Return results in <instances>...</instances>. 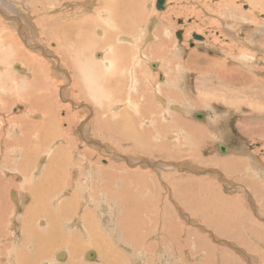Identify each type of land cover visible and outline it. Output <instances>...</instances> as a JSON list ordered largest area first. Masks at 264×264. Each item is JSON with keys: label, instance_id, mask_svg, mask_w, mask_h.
<instances>
[{"label": "rangeland", "instance_id": "374dc122", "mask_svg": "<svg viewBox=\"0 0 264 264\" xmlns=\"http://www.w3.org/2000/svg\"><path fill=\"white\" fill-rule=\"evenodd\" d=\"M98 1L99 0H88V1L87 0H65V1L64 0H13L12 3L15 5L14 7L11 8L7 6V4L5 3L3 4V2L0 0V10H1L0 22L5 23L9 28V30L7 31L4 29L1 30V26H0V35L2 33L5 34L6 32V34L12 38L11 31L13 33L14 32L17 33L18 37H21V35H26V43L24 42V45L26 46L28 52H32V53H37L38 51L41 53L43 52L42 53L43 57L40 54L38 56L41 59L43 58L42 60L44 64H48L47 68L46 66H43V68H46V73H43L34 79L26 72L27 70L25 63L21 60H16V57L14 58V55L10 54V52L8 51V46H3L1 44L0 62L2 60L3 64L0 63V83L2 82L5 85L4 88L5 94L11 93V84L12 85L14 84L13 89L16 92V90L20 88L23 90L26 89L27 82H30L32 85L31 87L35 86L36 88L33 89V93L35 94L34 97L36 99L35 103L36 102L39 103L40 95L45 93L47 94L46 100L48 98V93H49V95H51V97L54 99V101L51 103L53 104L54 102H56L54 103L55 107H52L49 111L46 110L47 115H45L44 117L43 113H45V110H43L42 108L39 109L41 110V112L39 111L40 113L38 111H34V107L31 105L29 106L28 105L29 103L26 104V102L22 98L21 100L18 97H16V99L12 98L13 102L5 103L4 101L5 99L3 98L4 96L2 94V88L0 87V119L2 118L0 120V193L1 195L3 194V196H5L3 204H4L5 213L7 215L6 217L7 221H5L2 227L0 228V231L4 233L2 238L0 237V243H1L0 246L1 245L2 246L4 245L6 247L11 246L12 249L15 247L13 249L14 252H16V250H19L21 246H23L22 248L25 247L29 248L31 246V244H26V246L23 245L24 241L27 240L25 236H27L28 233L27 232L23 233L20 220L23 217V215H25L24 209L26 208L27 204L29 205V200L31 198V195L33 194L35 195V192L33 190L32 193L29 194L30 192L26 188L24 187L22 188V186L25 183L27 184L29 181V179L28 180L24 179L26 175L25 174L26 170L23 167H21L22 164L20 163L22 161H23V165L26 163L23 157V155L25 154L24 152L26 151H24L25 150L24 147L16 146L15 144V142L18 141L19 137L21 136V133H23L20 127L17 126L18 120L23 115V117H26L27 124H31V123L37 124L38 121L41 118H43V127L40 129L41 130L40 134L33 133L29 135L28 138H30L31 141L27 140V142L29 144L31 143L30 145L32 144L36 145L37 141L40 139L37 145L40 144L45 145L43 146L44 152L40 150L38 151V153H35L33 156L36 157L37 154H41L40 156L41 158L38 157V160L40 164L43 165L44 167H47L49 164L52 163L51 161L53 157L50 156V151L53 150L55 151L56 149L58 150V148L64 149V145H66L65 149L66 150L68 149V153L70 155L72 153L77 154L76 151H79L80 153H84L83 157H85L87 152L89 155H91L90 159L94 163L97 162L101 164L100 166L102 167L106 165V167L109 170L119 169L120 171V170H124V168L127 169L126 167L128 168L130 167V169H137V167L139 166L138 170H140L141 172L151 173L152 170L154 169H152L153 167L151 166L152 164L150 162H159L161 163V165L159 164L161 167L158 166L159 168L157 167L155 173H157V175L159 176V180L157 181V183L161 185L163 184L162 187H163L164 195H167L169 198V193H171V191L173 190L171 189L173 185L177 188L178 191H180L179 196L168 201L169 207H171L169 211L177 220H179V225H182V227H185L186 225H188V227L194 225L197 226V228L191 227L192 231L193 230L198 231L197 233L200 234L199 239H201L202 241H207L212 245L215 244L216 246L214 245L215 247L214 246L213 247L216 250H218L219 248L220 257L222 252L227 255H231L232 257H235L236 260L240 258L241 255H243L244 260L247 261L248 264H264V243H263L264 242V141L260 129V128L263 129L264 125L259 126L260 128H257V126H255L256 128L255 129L253 125H251L246 121L245 118L249 113L250 114L254 113L256 115H259L260 117L264 116V91H263L264 89V0H259L258 2L260 4L258 3L257 7L251 5V0H234L233 4L235 5V7H233V9H229V6L226 5V2L228 0H167L166 8L163 10H159L157 8L158 0H132V2L130 0L131 5H129V9H135L142 12L141 15L139 16L140 22L142 24L140 23L136 29L133 27L131 29L132 32L130 31L131 34L129 33L130 34L129 36L123 35V33H121L119 27H117L118 25L116 22V18H119L120 19L119 21L122 20L120 17L121 12H119L120 8H122L121 5H123L122 0H112V1L101 0L99 2ZM113 1L115 4L114 6L112 3ZM125 1L127 4V0H124V2ZM57 2L59 4H57ZM45 3H47L46 4L47 6L45 5ZM93 5L95 6V8ZM101 6H103L104 9ZM3 7L6 12H4ZM19 7L23 8L26 14L29 13L30 14L29 16L33 14V10H36L37 8L44 9L45 7L44 10H47L45 11V13L51 12V15H53V17H56L57 15L60 14H65L70 18V20H73V16L76 13L78 14V18L79 15L83 17V22H85L83 25L89 26L90 28H87V31H90L91 29V33H93V35H95L96 37L94 40L91 41V43L84 46L83 47L84 49L83 48L80 49V54L75 55L77 56V58L75 59V61H73L77 63V67L75 68L77 69L80 67L85 68V73L83 74V79H82L84 88L75 87L73 85V81L71 79L73 78V75H71L72 72L70 70V66L66 67L63 65V63L59 65L58 58L60 59L62 58L60 57L61 54L57 53L58 54L57 55L54 52L55 51L54 48L57 47L56 45L57 40L48 39L45 40L46 43L44 40L41 42H37L38 34L36 33L37 31H35L36 29L32 24L27 25L29 26V28L26 27L28 28L27 31L26 29L22 30V28L21 30L18 28H16L15 30L14 26L18 27L24 23V17L21 15V13L18 16V13L20 11ZM88 7H90V9ZM112 9L114 10L112 11ZM234 9L237 11H234ZM96 11H98L97 14ZM102 12L105 14H103ZM15 14H17V16ZM97 15L104 18L106 17L107 23L104 24L102 18ZM243 15H245V17ZM15 17H20L22 19L21 25L19 21L15 20ZM74 19H76V17ZM100 19L102 22L99 21ZM179 20H182V22H180ZM133 22L134 21L131 19L125 20V24L128 23L130 25H133ZM83 25L79 27L81 28V30L85 29ZM160 25L167 27L166 30L170 28H174L172 32L170 29L169 33L164 32V34L167 39H170V41L174 39L173 41L176 42L178 45L176 47L169 41V44H167L169 47H167L166 45L165 47L167 49L165 48L163 49L168 55L164 57V59L162 58L163 60L162 59L154 60L150 58L149 52L146 53L147 51L146 49H148L151 44L157 41L158 38L156 34L157 31L156 29H159ZM97 27H99V29L101 30L98 31L99 29L97 30ZM178 31L183 32L182 39H179L178 36L175 35L176 32ZM98 32L100 33V35ZM196 33L202 35L204 39L203 40L195 39L193 36ZM110 35L113 36V39L109 41L108 39ZM120 35L127 36L128 39H126L125 41H121L119 40ZM113 44L116 45V47L113 46ZM39 45L41 46L38 47ZM111 46H113V48L115 47L114 48L115 52L114 51L112 52V50H110L109 47ZM10 47L13 48V46ZM126 47H129L131 51H129V53L126 54L129 55L128 58L124 59L123 58L124 55H121L120 51L121 49H126ZM140 53L142 54L145 53L146 54L145 57L148 59L144 58ZM243 53L245 54L246 57L244 56ZM108 57H110V59ZM105 58L109 59V60L107 59L106 63H104ZM138 58H140L141 61H138ZM150 59L157 63L155 67H151V65L148 66L147 61L148 60L151 61ZM218 63L220 66L221 65L223 66L224 64L229 69L232 70H238L240 67H242L246 72H249L248 65L253 64L254 66H256L258 69L255 68L254 70H252V73H255L256 71L258 72L256 73V76L248 75L250 79L254 78L253 84L256 83L254 86V90L257 91L256 92L254 91V97L252 93L251 96L245 92H243V94H245L244 97L240 96V94L238 93H240L243 89L241 90L239 84L230 86L226 82H224L221 78L220 79L222 83H220L219 77L217 76L218 77L217 78L215 75L217 74L216 71L219 65L216 64ZM40 65L42 66V63H40ZM125 65L127 66L125 67ZM17 66L21 67V69L20 68L17 69ZM60 67L63 69H60ZM116 68H118L119 70H117ZM121 68L122 69L124 68L123 71L125 72H123ZM128 68L129 71L126 70ZM213 69H215L216 71L215 70L213 71ZM205 70H209V72ZM138 71L142 72L141 77H138ZM212 71L215 72V74ZM146 73H151L152 77L148 75L144 76V74ZM10 74L11 76H9ZM208 74L210 75V77L208 76ZM257 76L258 77L261 76L260 77L261 79H259ZM126 77L128 78V80L126 79ZM52 78L53 80H51ZM8 79L10 80L8 81ZM3 80L6 81L5 82L6 84L8 82L10 84L8 83L6 85ZM46 80L48 81V85L46 84L47 82ZM111 80L122 83L123 89L120 88V90H118V93H116L117 92L116 89L118 88L114 87L115 89H111V85L109 84V81ZM12 81L13 82L17 81V82L13 83ZM54 81L57 82L54 84L53 83ZM158 83L160 86L158 85ZM161 86H165V87H161ZM251 86L252 85H247V86L245 85V87H249V88H251ZM31 87L28 86V88ZM158 88L160 89V91L157 90ZM164 89H166L168 92L165 91ZM221 89H223L224 91ZM231 89H236L237 92H235V94H237L236 96L239 95L238 97L235 96L237 101L236 99L230 98L231 96L230 93H228L227 95V100L224 99L226 97L225 95H223L224 93L226 94L225 90L229 92L231 91ZM142 91L144 92V95ZM81 94L83 95L81 96ZM157 96L159 99L157 98ZM115 98L116 100H114ZM200 98L203 99L205 103H201L200 105L199 104L195 105L193 103V100L195 99L197 100ZM228 98L230 100H228ZM116 102L118 104H116ZM139 104L141 106H139ZM92 106L95 107L93 108ZM179 107H182L183 110H181V108L179 109ZM125 109L131 111V114L134 113L135 115H139V113L140 114L143 113L144 120L140 121L141 128H142V124L146 121H148L147 124H150L149 122L151 116H156V115L159 116L161 120L165 122V123L162 122V124H164L165 126H169L167 129L165 127L157 128L160 134L162 135V137L164 138V142L166 143L167 146L161 142L162 148L161 149L158 148L157 150V148H154V145L150 143L151 140L153 139V136H151L149 139H147L144 142V147L151 146L152 148V151L150 152V154H148L149 152L148 153L140 152L136 150L137 148L134 149L127 140L123 139L120 135L115 134L114 131L117 129V126L126 123ZM201 111L206 114L204 115L203 118L201 119L197 118L196 114L194 116V113ZM169 112L173 115V117L169 114ZM107 115H109L111 121H107ZM181 117L187 119L188 120L187 122L193 124L195 126V130L197 129V127H199L198 131L203 132V137L197 135L193 130L190 131L188 129H185V127L179 125L178 122L181 120ZM206 117L210 119L212 118V120H216L217 124L219 125L218 126L219 128L222 127L226 129L223 133L221 132L222 137L226 139L225 142L228 141L230 145L237 144V146L241 145L243 146V148L245 147L244 149L246 150L244 152L246 153L243 152L239 156L243 161L241 164H237L238 166L236 165L235 169L234 167H232L231 170H226L223 167L218 166V161H217L218 158L221 157V155L228 154L229 151L222 152L220 150L219 144L223 142L219 141L220 136H218L214 132L211 133V131L208 130V128L210 129L209 127L210 122H208L209 119H207ZM205 118L207 119V121ZM244 120L247 125H244L245 124ZM237 124H240V128H238ZM112 125L115 126V128L112 127ZM152 128L154 129L153 126ZM252 130H258L259 132L256 134H258L257 136L259 135L260 136L257 137L254 134L255 131L252 132ZM85 132L86 134H84ZM172 135L173 137H171ZM195 135H197L200 138L199 142L193 139ZM13 141L14 143H12ZM6 142L11 146L7 147ZM11 143L14 144V146ZM225 145L227 146V144ZM171 147H173L174 150H172ZM8 148H10V150ZM12 148L15 150H13ZM166 148L167 150H165ZM235 150L236 149H234L233 151ZM170 151H172L173 154ZM233 151L231 150V153ZM160 152H162V154ZM143 153H145V155L147 153V155L145 156L143 155ZM231 153L229 154L235 156V154L233 153L231 154ZM12 154H16V156L14 155L15 157L11 159L10 156H12ZM46 155H48V157ZM57 157H59L58 154ZM138 157L139 160H136V158L138 159ZM140 157H142L143 159ZM78 158L77 159L80 160V156ZM253 159L255 161H253ZM164 163L165 165H163ZM188 164L191 165V167L187 166ZM11 166H13V169H11L12 168ZM89 166L91 165H88V167ZM175 167H177L178 169ZM241 167H243L245 171H243L244 169ZM32 170L34 171L35 169ZM90 170L92 171V169ZM81 171L82 169H80V172ZM20 172H23V174L22 173L20 174ZM159 172L161 173V175ZM36 177L38 179L41 178L42 177L41 173H37ZM165 177L167 178V180ZM93 178H95V176H93L92 173L90 174V181L94 182V180H92ZM204 179L205 180L207 179L206 181L208 182V184L207 182H205ZM115 180L116 183L120 185L119 183L120 180L118 178H116ZM199 180L202 181L201 183L205 182L207 185H211V186L208 187L209 189H207L209 191L202 190L203 191L202 192L201 190H198L197 192L198 197H199V193L200 194L206 193L207 194V195L205 194V196L207 197L206 202L209 204L213 203V198H215L213 193H215V196L223 197V201L226 200L227 202H232V201L234 202L236 201L235 198L244 201L246 205L249 207V213L253 218L250 222H255L259 226V227L257 226V229L259 228V230H257L256 233L252 231H246L244 234L245 236L243 235L242 237L236 234V232H232V231H229V233H231L229 235L216 236L212 234V232L205 230V228L200 227V225L207 226V222L209 221L210 218H212V216L209 213L210 216L207 219L208 221H206L205 216L201 217V213H199L197 216L199 217L200 220L196 218L194 214L198 213L199 210L189 208L188 203L190 200L187 197L188 189L183 186V184H187V182H191L192 184L193 181H195V184H199V182H196ZM31 181L33 182L32 179ZM90 181L83 182L81 189L71 184H67V187L64 186L62 187L65 188L63 189L64 191L69 193L68 199L74 198L72 196V193L75 191L78 193H82L86 189V187L89 188L88 182ZM167 181H172L171 184L172 186L171 185L166 186L165 182ZM22 182L24 183L22 184ZM97 182L98 183H95V185L98 184L99 187L101 188L100 182L98 180ZM19 187L21 189H19ZM62 187L60 185L59 188L60 191H58V187L56 188L57 189L56 191H58L59 195L62 196L61 198L65 196L64 195L65 193L63 192V190H61ZM126 187L129 188L130 183H126ZM100 188L99 190H102ZM13 190L17 191V193L20 192L19 194H17L18 200L16 202L13 201L12 198ZM195 190L197 191V185H195ZM76 192H75V196L77 194ZM9 193H11L10 194L11 198ZM164 195L161 196L163 197ZM21 197L23 198L21 200H24L23 208L22 210L21 209L15 210L17 206H21L19 203V199ZM201 197L202 194L200 195L199 198ZM130 204H132V201L130 202ZM133 204H132V209L136 208L140 203L133 202ZM52 205L54 207L57 205L55 200H53ZM87 205H88V201H83L81 207ZM182 207L185 210L183 214L179 211V209ZM236 208L237 205L233 207V209ZM230 209L231 207H229V210ZM238 209H236V212L238 211ZM14 212L16 214H14ZM190 213H192V215ZM194 219H197L198 222ZM216 219L218 220L219 218L216 216ZM107 222L111 223V225H107V223H103L105 225V227L103 226V228L108 230V233L104 235L105 238L110 239L111 241L109 240V242L112 243L115 246V248H117V250L127 248V246L123 242V235L120 232L115 231L116 229L122 231V227L119 220H113L112 222L111 221H107ZM42 224H40V226L43 230L49 228L48 222H44ZM228 226L230 227V225ZM80 227H81L80 221L78 222L73 219L71 223L68 225L67 227L68 229H65L66 237L71 238L78 232L81 234L82 231L79 230ZM230 228L234 229V227H230ZM247 228H249L248 230H251L249 225L247 226ZM192 231L190 238L182 237L179 239V243L181 245H179V247L176 245L178 249H184L186 250V252L187 251L189 252V249H191L192 245L193 248L198 247L199 243H196L197 240L195 238V234H193ZM61 232L64 231L61 230ZM46 233L49 234L48 232ZM61 235L64 236V233H62ZM48 237L51 238L52 235H48ZM214 237L217 239V241ZM240 238H242V242L238 241V239ZM145 239L148 241L147 245L153 244L154 242L152 238H145ZM183 240L185 241V243H183L184 242ZM211 240L213 243L211 242ZM83 241L84 243L81 244L80 248L81 250H83L84 253V251L87 249L86 245L87 242L89 241V236L85 235V239H83ZM170 242H171L170 245H174L173 241H169V243ZM166 243L168 244L167 247H169V243L168 242ZM195 243H196V247H194ZM147 245H141V246H147ZM70 246L72 245L70 244ZM187 246H189L190 248ZM64 247L67 248L66 246H64V244H60L59 247H55V248L53 245H51V253L53 259L55 258L54 254L57 253V251H60ZM30 250H33L32 246L30 247ZM91 250L94 251L95 249L92 248L90 249V251ZM138 251L141 252L140 249H138ZM14 252H13V256H14L13 262L14 264H17L15 262L16 253L14 254ZM2 253L3 252H1L0 249V264H6L7 258ZM196 255L198 254L194 252L193 255H189L188 253H186L185 256H187L188 258L190 257L189 258L190 261L187 263L189 264L202 263L204 258H201L202 261L200 262L198 260L197 261L193 260L196 258L192 256H196ZM141 256L142 254L139 253V255L137 256L138 259H140ZM73 258L75 259V257ZM251 258L252 260H254L253 262ZM255 258L257 259V261H255ZM65 259H66L65 255L61 257V260H65ZM96 259H97L96 256L94 258H91L92 261H95ZM163 259L165 258L163 257ZM163 259H162V264H164L166 261ZM175 259L168 260L167 264H169L170 262L171 264L176 263ZM76 260L82 261L83 264H88L87 261L88 259L86 256L85 257L82 256V258H78V259L76 258ZM142 260H144V263L142 264H147L146 262L151 261V255H146V257L143 256ZM55 261L56 259L53 260L52 264H60V262L58 261L55 262ZM240 261H241L240 263H243L241 259ZM205 262H207V259ZM89 264H91V262H89Z\"/></svg>", "mask_w": 264, "mask_h": 264}, {"label": "bare ground", "instance_id": "6f19581e", "mask_svg": "<svg viewBox=\"0 0 264 264\" xmlns=\"http://www.w3.org/2000/svg\"><path fill=\"white\" fill-rule=\"evenodd\" d=\"M1 1L3 2V4L5 3V4H7V6H9L11 8L14 7V5H15V4L12 3L13 0H5V1L1 0ZM99 1H101V0H99ZM258 1L259 0H251V5L257 7L258 3H259ZM131 2H132V0H131ZM112 3H113V6H114L115 5L114 1ZM122 3H123V5H121L122 8H120V11H119V12H121L120 13V17H121L122 20L119 21L120 19L116 18V22H117V25H118L117 27H119V29H120L121 33H123V35H128L129 36L131 34L130 33L131 29L133 27L136 29L138 27V25L141 23L139 16L141 15L142 12H140L138 10H135V9H129V5H131L130 4V0H127V4H126V1L124 2V0H122ZM133 3H134V1H133ZM233 3H234V0H228L226 2V5L229 6V9H233V7H235V5ZM46 4L47 3H45V5ZM57 4H59V3L57 2ZM21 5H22V3H21ZM51 5H53V4H51ZM103 5H105V4H103ZM107 5H108V2H107ZM101 7H103V6H101ZM88 8L90 9V7H88ZM94 8H95V6H94ZM3 9H4V7H3ZM19 9H20L19 13L18 12H16V13H18V16L21 13V15L24 17V23L21 25L22 19L20 17H15V20L19 21V23L21 25V26H18V27L14 26L15 30H16V28H18L20 30L22 28V30L26 29V31H27V29L29 28V26H27V25L32 24L35 27V29H36L35 31H37L36 33L38 34L37 36H38V40L39 41L37 40V42H41L43 40L45 41V40H48V39L57 40L58 41V42L56 41L57 47H55L54 48L55 51H54V49H53V51L56 54L57 53L61 54L60 57H62V58L61 59L58 58L59 65L63 63V65L66 66V67L70 66V70L72 72L71 75H73V78H71L72 81H73V85L75 87L84 88V86H83L84 84L82 82V79H83V74L85 73V68H81V67L78 68V69L75 68V67H77V63L73 62V61H75V59L77 58V56H75V55H79L80 54V49H82L84 46H86L89 43H91V41L94 40L96 37H95V35H93V33H91V29H90V31H87V28H90L89 26H87V25L84 26L83 25L85 23V22H83V17L81 15H79V18H78V14L77 13L73 16V20L74 21L70 20V18L67 15H65V14H60V15H57L56 17H53V15H51V12L50 13L49 12L45 13V11H47V10H44L45 7H44V9L43 8H39V9L37 8L36 10H33V14L31 16H29L30 14L29 13L26 14L24 12L23 8L19 7ZM103 9H104V7H103ZM235 9H234V11H237ZM113 10L114 9H112V11ZM15 11H17V10H15ZM4 12H6L5 9H4ZM82 12H83V10H82ZM97 12L98 11H96V14H97ZM13 13H14V11H13ZM90 13H89V15H90ZM103 14H105V13H103ZM3 15H4V13H3ZM15 15L17 16V14H15ZM245 15H243V16L245 17ZM43 16H44V18H43ZM97 16H99V15H97ZM113 16H114V14H113ZM75 17H76V19H74ZM90 17H91V15H90ZM99 17H101V16H99ZM101 18L104 21V24L107 23L106 17L105 18L101 17ZM126 19L133 20L134 21L133 25H130L128 23L125 24V20ZM99 21H101V19ZM179 21L182 22V20H179ZM82 25L85 27L84 30H81V28H79ZM0 26H1V30L2 29L6 30V31L9 30L8 26L5 23L0 22ZM26 27H28V28H26ZM106 27H109V26H106ZM98 29H99V27H97V30ZM166 29H167V27L161 26V25L159 26V29H156L157 30L156 34H157V38L158 39L156 38L157 41L155 43H153V44L150 43L151 45L149 44L150 45L149 48L146 49L147 50L146 53L149 52V56H150L151 59H154V60L155 59H162V58L164 59V57H166L168 55L163 49L164 48L167 49L165 46L167 44H169L170 39H167L165 37L164 32L169 33L170 29H171V32H172L174 30V28H170L168 30H166ZM100 30L101 29H99L98 31H100ZM178 32H176L175 35L178 36ZM99 35H100V33H99ZM11 36H12V38L9 37L6 34V32H5V34L2 33L0 35V45L2 44L3 46H8V51L10 52V54H13L14 58L16 57V60H21V61H23L25 63L26 70H27L26 72L32 78L35 79L39 75H41L43 73H46V68H47L48 64H44V62L42 60L43 58L41 59L38 56L39 54L42 55L43 52L42 53L39 52V51L37 53L28 52L26 46L24 45V42L26 43V35H21V37H18L17 33H15V32L13 33L11 31ZM178 38L182 39L183 36H182V38H180L178 36ZM112 39H113V36L110 35L108 40L110 41ZM126 39H128L127 36H121L120 35V37H119V40H121V41H125ZM173 40H171L170 42L177 47L178 44L176 42H174ZM45 43H46V41H45ZM204 44H205V42H204ZM41 45H39L38 47H40ZM51 45H52V43H51ZM10 46H13V48H11ZM113 46L116 47V45H114V44H113ZM113 46H111L109 48H110V50H112V52L113 51L115 52V50H114L115 47L113 48ZM167 47H169V46L167 45ZM2 49H3V47H2ZM129 51H131V49H129V47H126V49H121L120 54L124 55L123 56L124 59H127L129 55H126V54H128ZM5 54H7V53H5ZM140 54L144 58H146L145 57L146 56L145 53L144 54L140 53ZM244 56H245V54H244ZM8 57H10V56H8ZM42 57H43V55H42ZM108 58L110 59V57H108ZM107 59L106 58L104 59V63L107 62ZM146 59H148V58H146ZM243 59H244V57H243ZM138 61H141V59L138 58ZM148 61H147L148 66L151 65V67H155L156 64H157L153 60H151L149 62ZM0 63L3 64V61L1 60ZM40 63H42V66L40 65ZM74 63H75V65H74ZM127 65H125V67ZM210 65H213V64H210ZM216 65H219V63L216 64ZM43 66H46V68H43ZM248 66H249L248 67L249 72H246L242 67H240L238 70H232V69H229L224 64H223V66L219 65L218 68L215 66L217 68V71L215 69H213V71L215 70L217 74H215V72H213V71L212 72L216 75V77L217 76L219 77L220 83H222V81H221V79H222L224 82H226L230 86L239 84L241 90L243 89L240 93H238V94H240V96L244 97L245 94H243V92H245V93H248V95H251V93H252L253 97H254V91H255L254 90V86H255L256 83L253 84V82H254L253 79L254 78L250 79L249 76L250 75L256 76V73H258V72L256 71L255 73H252V70L257 68L253 64L252 65L250 64ZM19 68L21 69V67L17 66V69H19ZM60 69H63V68L60 67ZM116 69L119 70L118 68H116ZM121 70L123 71L124 68L123 69L121 68ZM126 70L129 71V68L126 69ZM209 70H210V68H209ZM209 70H205V71L209 72ZM123 72H125V71H123ZM210 72H211V70H210ZM151 73H146V74H144V76L148 75V76L152 77L153 73L152 74ZM213 73H212V76H213ZM4 74H5V72H4ZM9 76H11V74ZM141 76H142V72L138 71V77H141ZM208 76L210 77L209 74H208ZM55 77H57V76H55ZM260 77H258V78L261 79ZM6 78H7V76H6ZM126 79L128 80L127 77H126ZM210 79H212V78H210ZM9 80L10 79H8V81ZM51 80H53V78ZM113 81L114 80L109 81V84L111 85V89H115L114 87L118 88V89H116V91H117L116 93H118V90H120V88L123 89L122 83H119V82H116V81L113 82ZM5 82L6 81H4V83ZM16 82H13V83H16ZM56 82L54 81L53 83L55 84ZM163 83H164V81H163ZM166 83H167V80H166ZM46 84L48 85V81L46 82ZM13 85L11 84V93L10 94H5V91H4L5 85L2 82L0 83V87L2 88V94L4 96L3 98L5 99L4 100L5 103L13 102L12 98L16 99V97H18L20 100L22 98L26 102V104L29 103L28 104L29 106L31 105V106L34 107V111H38V112L40 111L41 112V110H39L41 108L43 110H45V113L42 112L44 117H45V115H47L46 110L49 111L52 107H55L54 103H56V102H54L53 104L51 103V102L54 101V99L51 97V95H49V93H48L47 100H46L47 94L45 93V94H41L40 95L39 103H37V102L35 103L36 99L34 97L35 94L33 93V89H36V88H35V86L31 87L32 85H31L30 82H27L26 89L23 90V89L20 88V89H17V90H20V91L16 90V92L13 89ZM158 85H159V83H158ZM245 85L246 86L247 85H252V86H251V88H249V87H245ZM28 86H30L31 88H28ZM161 87H165V86H161ZM157 90L160 91L159 88ZM164 90L167 91L166 89H164ZM221 90H223V89H221ZM112 91H114V90H112ZM165 91H163V92H165ZM263 91H264V89H263ZM225 92H226V94L225 93L223 94V95L226 96V97L224 96L225 100H227L228 93H230V95H231L230 98L236 99L235 98V96L237 95V94H235V92H237L236 89H231V91H229V92H227V90H225ZM35 93H36V91H35ZM123 93H124V91H123ZM67 94H68V92H67ZM82 95L83 94H81V96ZM143 95H144V92H143ZM158 96H157V98H158ZM238 96H236V97H238ZM255 97H257V96H255ZM114 100H116V98ZM160 100H162V99H160ZM163 100H164V98H163ZM228 100H230V99L228 98ZM93 101H95V100H93ZM236 101H237V99H236ZM193 103L195 105H198V104L200 105L201 103H205V101L200 98V99H197V100L196 99L193 100ZM116 104H118V103L116 102ZM119 104H120V101H119ZM94 105H95V103H94ZM139 106H141V105L139 104ZM7 108H8V106H7ZM180 108H181V110H183L182 107H179V109ZM30 109H32V108H30ZM108 111H109V109H108ZM23 112H24V110H23ZM169 114L173 117V115L170 112H169ZM195 114H196V117L199 118V119L203 118L204 115H206L202 111L194 113V116H195ZM249 114L248 115L245 114V115H247V117H245L246 121L248 123H250L251 125H253L254 128H255V126H257V128H260L259 126L264 125V116L260 117L259 115H256L254 113H252L250 115ZM125 116H126V123L120 124L119 126L116 125L117 129L114 131V133L120 135L123 139L127 140L129 142V144H131L134 149L137 148L136 150H138L140 152H147V153L149 152L148 154H150V152L152 151V148H151V146H149V147L145 146L144 147V142L147 139H149L151 136H153V139L151 140L150 143L152 145H154V148H157V150H158V148H160V149L162 148V143L164 145H166V143L164 142V138L162 137V135L160 134V132L158 131L157 128L165 127L167 129L169 126H165L164 124H162V122H164V121L161 120V118L159 116H157V115L156 116H151L150 117V122H149L150 124H147L148 121H146V122H144L142 124V128H141L140 121L144 120L143 113L142 114L139 113V115H135L134 113L131 114V111L125 109ZM141 116H143V117H141ZM78 118H79V116H78ZM206 118L209 119L208 122H210L209 123L210 129L208 128V130L211 131V133L214 132L215 134L220 136L219 141L224 143V145H223V143L219 144L220 150L222 152L223 151L224 152L225 151L226 152L229 151V153H231V150L233 151L234 149H236L235 151L232 152L233 154H235V156L230 155L229 153H228L229 155L228 154L221 155V157H219L218 160H217L218 161V166L223 167L226 170H231L232 167H234V169H235L236 165L237 164H241L242 161H243L241 159V157H239V156L246 150V149H244L245 147L243 148V146H241V145L237 146V144L230 145L228 143V141L225 142L226 139L222 137V133L226 129H224L222 127L219 128L218 127L219 125L217 124L216 120H212V118L210 119L208 117H206ZM245 118H243V119H245ZM207 119H206V121H207ZM26 121H27L26 117H23V115H22V117L17 122V126L20 127V129H21V131L23 133H21V136L19 137L18 141L15 142V144H16V146L24 147L25 148L24 151H26V152H24L25 154L23 155L24 161L26 163L24 165H23V161L20 162V163L22 164L21 167H23L26 170V173L24 172L26 174L24 179H27V180L29 179V181H28L27 184L25 183L22 186V188L23 187L26 188L30 192L29 194H31L33 190L35 192V195L34 194L31 195V198L29 200V205L27 204L26 208L24 209L25 215H23V217L20 220L21 221V225H22L23 233H25V232L28 233V235L25 236L27 238V240L24 241L23 245L26 246V244H31L33 250H30L31 246L29 248L28 247L22 248L23 246H21V248L19 250H16V252H14L13 249L15 247L12 249L11 246L10 247L9 246L6 247L4 245L3 246L1 245L0 246L1 252H3L2 254H4L6 256V258H7L6 264H10V263L14 264V262H13V259H14L13 252H14V254L16 253L15 262L17 264H52L54 259H56V261L60 262V264H62V263L63 264H80V262H81V264H83L82 261H77L76 260V258L77 259L78 258H82V256H84V257L86 256L87 257L88 264H89V262H91V264H142V263H144V260H142V258H143V256L146 257V255H151V261L150 262H146L147 264H162L163 257L165 258L163 260H166L164 264H167L168 260H172V259H175V258H176L175 259L176 263H174V264H189L187 262L190 261L189 260L190 257L188 258L187 256H185V254L188 253L189 255H193V252L198 254L196 256H192V257L196 258V259H193V260H196V261L198 260L200 262V261H202L201 258H204L205 261L207 259V262H205L203 260L202 263H200V264H248L247 261L244 260L243 255H241L240 258H238L236 260L235 257H232L231 255H227V254L222 252L221 253V257H220L219 256V248H218V250H216L214 248L216 246L215 244H214L215 245L214 246V245L210 244L207 241H202L201 239H199V235L200 234L197 233L198 231H194V230L192 231L191 227H193V228L196 227L197 228V226L194 225V226H189L188 227V225H186L185 227H182V225H179V220H177L171 214V212L169 211L171 209V207H169V202L168 201L172 200L173 198H175L177 196H179L180 191H178L177 188L174 185L173 186L171 185L172 181H167V182H165L166 186L171 185L172 186L171 189H173V190L171 191V193H169V198L170 199L168 198L167 195H164V191H163V187H162L163 184L161 185V184L157 183V181L159 180V176L157 175V173H155V170H157V167L158 166L161 167L160 166L161 163H159V162H150L152 164L151 166L153 167L152 169H154V170H152L151 173L141 172L140 170H138L139 166L137 167V169H130V167L129 168L126 167L128 170L125 169V168H124V170H120V171H119V169L118 170H114V169L113 170H111V169L109 170L106 167V165L104 167H102V166H100L101 164H99L97 162L94 163L90 159L91 155H89L87 152H86L85 157H83L84 153H80L79 151H76L77 154H73L72 153L70 155L68 153V149L67 150L65 149L66 145H64V149L63 148H58V150L56 149L57 151L56 150L55 151L54 150L50 151V156L53 157L52 161H51L52 163L51 164L48 163L49 165L47 164L48 166L44 167L43 165L40 164V162L38 160V157H40L41 154H37L36 157H33V156H34L35 153H38V151H40V150L43 151V149H44L43 146H45V145H42V144L37 145L38 141H40V139L37 141L36 145H33V144L30 145L31 143L29 144L27 142V140L31 141V139L28 138L29 135H31L33 133L40 134V132H41L40 129L43 127V118H41L38 121L37 124H34V123L27 124ZM107 121H111V118L109 117V115H107ZM187 121H188L187 119L181 117V120L178 122V124L183 126V127H185V129H188L190 131L193 130L197 135L203 137V132H199L198 131L199 127H197V129L195 130V126L193 124L187 122ZM244 122H245V120H244ZM258 123H260V124H258ZM13 124H14V122H13ZM237 125H238V128H240V124H237ZM244 125H247L246 122H245ZM152 126L154 127V129L152 128ZM248 126H250V125H248ZM112 127L115 128V126H113V125H112ZM260 129H261V133H262L263 141H264V128L263 129L260 128ZM29 131H31V132H29ZM253 131H255L254 134L257 136L258 134H256V133H258L259 131L258 130H252V132ZM84 134H86V132ZM197 135H195L193 139H195L196 141L199 142L200 138ZM259 136H257V137H259ZM171 137H173V135ZM35 140H36V138H35ZM12 143H14V141ZM225 144H227V146ZM12 145L14 146V144H12ZM6 146L8 147V146H11V145L7 144V142H6ZM216 146H218V145H216ZM235 146H237V147H235ZM232 148H234V149H232ZM8 149L10 150V148H8ZM171 149L174 150L173 147H171ZM13 150H15V149H13ZM165 150H167V148ZM22 151H20V152H22ZM133 151H135V150H133ZM69 152H71V151H69ZM170 152L173 154L172 151H170ZM147 153H146V155H147ZM160 153L162 154V152H160ZM244 153H246V152H244ZM45 154H47V153H45ZM57 154H58L59 157H57ZM14 155L16 156V154H12V156H10V158L11 159L14 158L15 157ZM48 155H46V156L48 157ZM143 155H145V153H143ZM77 156L78 157L80 156V160H78L79 158ZM159 156H161V155H159ZM81 157H82V160H81ZM151 157H152V155H151ZM140 158H142V157H140ZM136 160H139V157H138V159L136 158ZM162 161H163V159H162ZM253 161H255V160L253 159ZM70 162H71V165H70ZM244 162H245V160H244ZM88 165H91V166L88 167ZM163 165H165V163ZM187 166L191 167V165H189V164ZM11 167H12L11 169H13V166H11ZM165 167H167V166H165ZM195 167H196V165H195ZM239 167H240V165H239ZM243 167H241V168H243ZM95 168H98V169H95ZM175 168H177V167H175ZM241 168H240V170H241ZM18 169H20V168H18ZM32 169H35V170L33 171ZM80 169H82L81 172H80ZM90 169H92V171ZM243 171H245V169ZM21 173L23 174V172H20V174ZM37 173H41L42 177L38 179L36 177ZM92 173H93V176H95V178L92 179V180H94V182L90 181V174H92ZM160 175H161V173H160ZM199 175H201V174H199ZM21 177H23V176H21ZM116 178H118L120 180V182H119L120 185L118 183H116V180H115ZM162 178H164V177H162ZM188 178H190V177H188ZM31 179L33 180V182L31 181ZM97 180L100 182L101 188L99 187L98 184L95 185V183H98ZM166 180H167V178H166ZM184 180H185V178H184ZM206 180H205V182H207ZM85 181H90V182H88V187L89 188L86 187V189L82 193H78V192L75 191L77 193L76 196H75V192H73L72 196L74 198H69L68 199L69 193H67L66 191L63 190V189H65L64 187H67V184H71V185L77 186V187H79V189H81L82 188V183L85 182ZM196 182H199V184H195V181H193L194 184L193 183L191 184V182H187V184H183V186L188 189L187 197L190 200L189 203H188L189 208L190 209L199 210L198 213L194 214L196 216V218L198 220H200L199 217L197 216L199 213H201V217L205 216L206 221H208L207 219L209 218L210 215L212 216V218H210L209 221L207 222V226L200 225V227L205 228V230L212 232V234H214L216 236L217 235H219V236L229 235V234H231V233H229V231H232V232H236V234H238L239 236L242 237L245 234L246 231H252V232L256 233L257 230H259V228L257 229L258 225L255 222H250L253 218H252V216L249 213V207L246 205V203L244 201H241L240 199H236V198H235L236 201H234V202L233 201L232 202H227L226 200L223 201V197L215 196V193H213L215 198H213V203L209 204V203L206 202L207 201V197L205 196L206 193L205 194L201 193L202 197L199 198L201 194L199 193V197H198L197 196V192H198V190H201V191L202 190H207V189H209L208 187H210L211 185H207L208 182H207V184L205 182L201 183L202 182L201 180L196 181ZM23 183L24 182H22V184ZM126 183H130V187L129 188L126 187ZM175 184H177V183H175ZM4 185H6V184H4ZM60 185H61V187L64 186L61 189L65 193L64 194L65 196L63 197L64 199L61 198L62 196H60L59 193H58V191H60L59 190ZM195 185H197V191L195 190ZM83 186H85V185H83ZM57 187H58V191H56ZM99 188L102 189V190H99ZM165 188H167V187H165ZM19 189H21V188L19 187ZM129 189H130V191H129ZM39 190H41V191H39ZM71 190H73V189H71ZM207 191H209V190H207ZM19 193H17V191H14V190L12 191L13 201L16 202L18 200V195L17 194H19ZM10 194L11 193H9V195ZM222 194H223V192H222ZM161 195H164L167 200L165 199L164 196L162 197ZM250 195H251V192H250ZM139 197H141V198H139ZM10 198H11V195H10ZM4 199H5V196H3V194L1 195V193H0V228L2 227L4 222L7 221V219H6L7 215L5 213L4 204H3ZM21 199H23V198L21 197L19 199V203H20L21 206H17L15 208V210L16 209H21L22 210L23 205H24V200H21ZM53 200H55L56 204H57L55 207L52 205L53 204ZM83 201H88V205L84 206V207H81V204H82ZM131 201H132V204H133V202L140 203V204H138V206L136 208L133 207L134 209H132V204H130ZM236 205H237L236 209L239 208L237 212H236V209H233V207L236 206ZM200 206H201V209H200ZM229 207H231L230 210H229ZM143 208H144V210H143ZM179 211L183 214V212L185 210L182 207V208L179 209ZM209 213H210V215H209ZM14 214H16V213L14 212ZM190 214L192 215V213H190ZM190 214H188V215H190ZM213 216L215 217V219H214ZM216 216L219 218L218 220L216 219ZM73 219L75 221H78V222L80 221L81 227L79 228V230L82 231V233L80 234L78 232L73 237L68 238V237H66L65 229H68L67 227H68V225L71 223V221ZM197 219H194V220H196L198 222ZM204 219H202V220H204ZM113 220H119V222L121 224V227H122V231L119 230V229H116L115 231H118V232H120L123 235V242L127 246V248L117 250V248H115V246L112 243L109 242L110 239L107 238L108 239L107 240L105 238L104 235L106 233H108V230L103 228V226L105 227V225L103 223H107V225H111V223H108L107 221H111L112 222ZM191 220H193V219H191ZM44 222H48V225H49L48 227L49 228L43 230L41 228L40 224H42ZM73 223H75V222H73ZM53 224H54V226H53ZM228 225H230V227H234V229H231ZM248 225L251 228V230H248L249 229V228H247ZM61 230L64 231V232H61ZM200 230H202V229H200ZM191 231H192L193 234H195V238L197 240V242L196 241L195 242L199 243L198 247H196V243H195L194 247H196V248H193V245H192L191 249H189V252L188 251L186 252V250H184V249H178L179 245H181L179 243V239L182 238V237L190 238ZM46 232H48L49 234H47ZM159 232H160V234H159ZM60 233L61 234L64 233V236L61 235ZM3 234L4 233L0 231V237L1 238H2ZM48 235H52V237L50 238V237H48ZM85 235L89 236V241L87 242V245H86L87 249L83 253V250H81L80 246H81V244L84 243L83 239H85ZM202 236H203V233H202ZM58 238H60V239H58ZM145 238H152L154 240L153 244L147 245L148 241ZM18 240H19V238H18ZM189 240H191V239H189ZM169 241H173L175 246L174 245H170L171 242L169 243ZM216 241H217V239H216ZM238 241L242 242V238L238 239ZM20 242H21V240H20ZM166 242L169 243V247H167L168 244ZM211 242H212V240H211ZM183 243H185V241ZM60 244H64V246H66L67 248H65V247L62 248V249L60 248L61 250L57 251V253L54 254L55 258L53 259L52 253H51V245H53L54 248H55V247H59ZM70 244L72 246H70ZM141 245H147V246H141ZM176 245L178 247H176ZM187 247H189V246H187ZM187 247H185V248H187ZM92 248H94L96 250V251L94 250L96 252V254H95L94 251H92V250L90 251V249H92ZM182 248H184V247H182ZM256 248H257V245H256ZM138 249H140L141 252H139ZM139 253L142 254V256L140 257L141 260L138 259V257H137L139 255ZM255 253H257V252H255ZM258 253H260V252H258ZM59 255L61 257H63L65 255L66 259L65 260H61V257ZM73 255H75V256H73ZM255 255H257V254H255ZM95 256L97 257V259L95 261H92L91 258H94ZM73 257H75V259ZM240 259L243 261V263H240L241 262ZM251 260H252V258H251ZM253 261L254 260H252V262ZM255 261H257L256 258H255ZM169 264H171V262Z\"/></svg>", "mask_w": 264, "mask_h": 264}, {"label": "water", "instance_id": "95a60500", "mask_svg": "<svg viewBox=\"0 0 264 264\" xmlns=\"http://www.w3.org/2000/svg\"><path fill=\"white\" fill-rule=\"evenodd\" d=\"M166 1L167 0H158L157 1V8L159 9V10H163V9H165L166 8ZM178 36L180 37V38H182V32L181 31H179L178 32ZM195 39H200V40H203L204 39V37L202 36V35H199V34H194V36H193Z\"/></svg>", "mask_w": 264, "mask_h": 264}]
</instances>
